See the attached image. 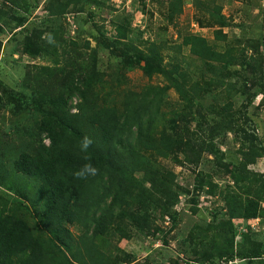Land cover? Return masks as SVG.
<instances>
[{
  "label": "trees",
  "instance_id": "trees-1",
  "mask_svg": "<svg viewBox=\"0 0 264 264\" xmlns=\"http://www.w3.org/2000/svg\"><path fill=\"white\" fill-rule=\"evenodd\" d=\"M24 1L0 0L19 8ZM84 1L97 8L104 3L45 0L41 9L47 20L43 23L33 19V11L23 16L1 5V37L8 34V41L18 42L22 56L50 63L28 66L17 88L0 78V110L7 113L0 114V264H130L132 257L120 247L121 241L136 234L156 235L160 232L158 214L176 221L175 208L182 193H189L177 183V174L164 168L160 160L183 155L185 164L196 167L204 161L207 144L190 136L196 135L190 134L192 117L183 120L185 115L179 112L168 117L162 104L167 92L174 89L186 103L181 110H190L197 98L211 92L213 82L204 87L198 81L190 84L192 79L179 64L170 63L168 69L162 53L166 38L161 45L140 42L135 38L131 14L113 20L115 34L105 47L118 67L107 80L98 68L97 58L105 38L93 35L97 44L82 61L80 52L72 48L76 41L66 44L69 27L60 20H65L70 10L83 12L85 5L80 4ZM142 1V10L147 12L146 1ZM214 2L165 0V12L161 13L168 24H173L189 4L209 11L207 22L199 21L214 29L215 41L224 43L225 49L219 51L203 36L186 35L178 51L189 47L194 56L211 67V72H218L221 66L224 76L238 78L249 70L251 77L241 76L240 87L238 81H214L247 94L243 89L249 82L257 83V78L261 80L264 75V58L239 63L245 47L239 40H229L224 29L230 27V21L221 5L211 8ZM148 14L153 16L152 12ZM83 32L81 29L77 35ZM1 39L0 61L4 53ZM136 43L146 47L142 49ZM252 45L250 42L248 47ZM86 46L90 47L89 40ZM137 68L147 77L162 75L165 84L121 93L120 74ZM114 80L116 88L112 87ZM261 90L248 92V104L253 96L264 94V83ZM232 108L229 103L224 110ZM165 122H169V128ZM84 137L92 141L87 149L82 147ZM246 139L251 142L240 153L242 165L232 169L235 165L229 162L231 166L225 173L218 172L220 176L228 175L233 185L219 192L210 173L201 172L196 178L195 191L223 200L225 212L214 214L217 224L189 233L192 242L197 241L193 264L236 259L264 264V244L254 233H243L241 243L235 242L234 220L264 217V173L249 168L264 158V146L253 135ZM227 162L220 161V166ZM88 164L96 169L95 173L84 170ZM78 172L82 175L77 176ZM191 210L195 215L199 212L197 208Z\"/></svg>",
  "mask_w": 264,
  "mask_h": 264
},
{
  "label": "rangeland",
  "instance_id": "rangeland-1",
  "mask_svg": "<svg viewBox=\"0 0 264 264\" xmlns=\"http://www.w3.org/2000/svg\"><path fill=\"white\" fill-rule=\"evenodd\" d=\"M44 1L25 0L21 3L23 6L21 8L0 2V9L1 5L2 8L6 6L12 13L23 16H26L29 11H33L31 13L33 19L43 23L47 20V14L41 9ZM145 1L148 8L147 12L142 10L144 3L142 0H129L127 2L124 0H104L102 8H97L95 4L87 5L84 1L83 4H80L85 5L83 12L76 13L75 10H70L64 16L65 20L62 18L60 21H63L65 25L67 22L69 30L66 44L73 40L76 41V47L72 45V48L80 52V61L85 60L90 48L96 46L97 42L92 38L93 35L105 38L102 43H105L104 48L98 51L97 58L98 68L105 72L107 80L112 79V76L117 73L116 67H118L117 61L110 54V50L105 47L107 41L115 34L113 20L119 16L131 14L134 16L133 28L135 29L136 39H141L140 42L143 43L155 41L160 45L164 44V40L167 41V44H164L165 46L162 48V53L166 67L169 66L168 69L171 68L170 63L179 64L181 71L184 70L192 79L190 84L198 81L199 85L204 87L206 83L211 84L213 82L211 92L197 98L190 110H181L185 108L186 103L181 100L174 89L168 91L163 98V112L169 113L168 117H172L174 112H179L185 115L183 120L192 117L189 125L190 134L195 132L196 135L191 134L190 136L198 143L205 141L207 144L204 161L197 167L185 164L183 155H179L177 159L172 157L168 160H160L164 168L171 169L177 174L179 186L189 191V193H182L180 203L175 208L176 214H178L176 221H173L171 217L169 221L167 216L163 219L162 215L158 214L156 223L160 232L149 236L136 234L130 240L126 239L120 243V247L132 257L130 264H175L176 262L193 264L195 258L193 249L197 241L192 242L189 233L194 229L204 228L211 223L217 224L218 222L213 220L214 214L225 212L223 200L203 191L201 193L195 191L196 178L201 172L203 174L210 173L218 183L220 192L228 185H233V182L228 175L222 174L220 176L219 173H225L229 169L231 166L229 162L235 165L231 167L232 169L242 165L243 156L240 153L242 150L245 151V148L251 142L246 137L249 135L258 137L264 146V94L257 97L253 96L252 102L248 104L249 91L251 94L262 91L261 85L264 83V80H262L264 75L260 74L262 79L260 80L258 77L257 83L256 81L255 83L249 82L247 88L243 89L247 94L239 91L236 93V91L227 88L225 85L216 84L214 81L223 79L225 84L227 82L237 83L236 81H238L240 87L243 77L250 78L251 72L249 70L245 73L241 72L243 77L238 76V78L224 76L223 73L221 74V66H218L219 73L211 72V67L194 56L189 47H183L181 52L178 51V46L183 43L182 37L186 35L203 36L215 45L219 51L225 49L226 45L224 43L215 41L214 29L202 26L199 21L202 19L205 24L206 19L210 17L209 11L189 4L185 7L184 14L179 20L173 24H168V20L161 13V10L165 12V6H162L165 0ZM203 2H206V0H203ZM215 5L223 7V15L230 21V27L224 29L229 36V40L232 42L239 40L245 47L239 63L252 59L258 61L261 56L264 58V0H215L214 3H210L211 8H214ZM148 12H152L153 16ZM81 29L84 32L77 35ZM103 32H105V35H102ZM4 35L3 37L0 35L4 45V53L1 55L0 61V78L7 85L17 88V85L23 82L29 69L28 66L34 63L44 65L50 62L43 59L33 61L27 56H22L19 54L20 50L18 49L21 47L17 45L18 42L8 41V34ZM164 37L167 40H163ZM88 40L90 41L89 48L86 46ZM250 42L253 44L252 47H248ZM256 42L258 46H256ZM136 45L142 49L146 47L145 44L136 43ZM254 46L257 49H254ZM262 63H264V60ZM120 77L123 78L121 86L118 88L121 93L125 90L141 92L147 86L165 84L162 75L147 77L138 68L120 74ZM117 85L118 83L114 80L112 87L116 88ZM229 103L233 104V108L230 111H225L224 109ZM3 113L7 115L1 109L0 114ZM178 121L181 120L178 119ZM220 123L225 125L220 127L218 126ZM230 123H232L231 126L227 127ZM165 124L169 128V122H165ZM212 128L217 129L213 132ZM213 151L218 152L215 154ZM222 160L228 162L220 166ZM249 168L256 173H264V158L259 159L256 164ZM192 208H197L199 210L198 214L195 215L191 210ZM233 223L236 227V245L241 243L242 234L249 231L254 233L261 244H264V217L250 222L249 220H234ZM73 230L76 232L75 228ZM208 262L207 264H249L248 261L241 259Z\"/></svg>",
  "mask_w": 264,
  "mask_h": 264
},
{
  "label": "clouds",
  "instance_id": "clouds-1",
  "mask_svg": "<svg viewBox=\"0 0 264 264\" xmlns=\"http://www.w3.org/2000/svg\"><path fill=\"white\" fill-rule=\"evenodd\" d=\"M46 143H47V141H46ZM91 144H92V141H91L90 138H88V137H84L83 138V142H82L83 149H87L88 147L91 146ZM84 170L85 171L92 172V173H95L96 172V169L91 164L85 165L84 166ZM80 175H82V173L78 172L77 173V176H80ZM254 220H257V219L249 220V222L250 221H254Z\"/></svg>",
  "mask_w": 264,
  "mask_h": 264
}]
</instances>
